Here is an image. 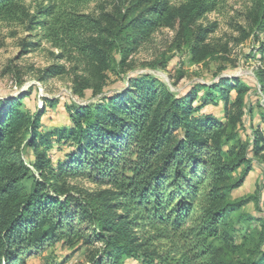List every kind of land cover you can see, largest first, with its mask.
Masks as SVG:
<instances>
[{
  "label": "trees",
  "instance_id": "trees-1",
  "mask_svg": "<svg viewBox=\"0 0 264 264\" xmlns=\"http://www.w3.org/2000/svg\"><path fill=\"white\" fill-rule=\"evenodd\" d=\"M16 1L24 0H0V13L10 15ZM217 2L183 0L172 9L163 0H137L126 14L118 10L119 20L110 23V28L101 27L86 15L72 14L62 22L66 17L52 2L37 11L38 18L32 21L29 30L33 27L43 30L44 36L61 51V58L72 51L92 63L93 72L102 74L112 51L117 49L127 57L152 32L169 27L174 19L178 20L180 31L189 36L190 28L214 11ZM142 6H145L143 17L131 18ZM260 10L264 18V0ZM90 30L91 37L85 36L87 40L77 34ZM211 32L206 29L194 33L193 56ZM62 71L57 66L45 74L51 77ZM145 83L146 80L132 83L128 91L137 88L140 96L122 107L115 108L122 95L119 90L84 107L72 111L65 108L72 124L66 134L76 143L84 142L76 157L67 155L68 162L54 163L46 160V153H38L39 142L44 140L42 145H47L49 138V134L37 132L44 108L16 110L32 89L7 111L0 110V264H17L23 254L37 253L51 240L53 243L64 240L73 247L85 236L91 245L104 246V254L95 258L93 264H123L143 246L137 243L142 236H147L146 247L157 241L174 245L157 255L161 264L197 263L210 255L214 258L216 250L209 241L216 240L219 229L227 227L228 216L241 206L230 201L232 192L241 186V180H234L231 173L241 166L249 168L246 158L249 144L238 146L237 152L221 151V139L224 136L233 139L226 132H234L240 123L247 88L243 85L224 88L222 83L199 85L176 97L165 87L150 91L144 87ZM199 89L206 92L202 108L214 102L215 91L221 95L228 91L230 98L233 94L232 101L224 106L225 125L205 117L200 106L193 109V105H199L195 101ZM192 112H197L200 120L190 117ZM201 120L205 127L199 123ZM177 128L183 130L182 140L175 139L173 131ZM56 134L65 135L63 131ZM104 136H108L106 140ZM254 136L252 147L258 152L261 137L257 131ZM21 146L34 151L36 159L30 167L42 172L41 180L23 162ZM64 176L84 177L107 185L114 190L111 200L115 201L93 209L80 205L69 195L60 201L58 197L65 195L61 187ZM27 183L29 189L24 187ZM75 209H80L77 217L71 216L77 212ZM111 210L118 213L113 215ZM262 226L264 232V218ZM139 232L142 234L136 238ZM151 232L154 233L149 235ZM175 255H179L178 260L171 258Z\"/></svg>",
  "mask_w": 264,
  "mask_h": 264
},
{
  "label": "rangeland",
  "instance_id": "rangeland-1",
  "mask_svg": "<svg viewBox=\"0 0 264 264\" xmlns=\"http://www.w3.org/2000/svg\"><path fill=\"white\" fill-rule=\"evenodd\" d=\"M136 1L24 0L13 3L14 10L10 15L0 13V110L7 111L32 89L28 98L19 100L21 102L16 110L26 112L44 108L37 132L49 134V138L47 145H42L44 140L39 142L38 153H46V160L54 163L55 160L68 162L70 157L67 155L76 157L84 142L76 143L66 134L72 127L66 107L72 111L119 90L122 95L115 108L122 107L124 103L135 102L139 98L137 88L128 90L132 83L140 80H146L144 87H149L150 91L157 92L160 87H165L176 97L188 94L199 85L210 87L222 83L224 88L243 85L247 88L243 115L235 131L226 132V135L232 134L234 140L231 136L221 139V151L224 153L231 150L237 152L238 146L249 144L246 150L249 168L241 166L231 173L234 180H241V186L232 192L230 201L241 203V206L228 216L227 227L219 229L216 240L209 241L216 250L214 258L210 255L200 262L191 261L189 264H253L264 261V92H261L264 89V18L261 17V0H256V3L252 0H218L215 10L205 14L190 28L189 36L180 31L178 20L174 19L169 27L152 32L127 57L120 55L117 49L112 51V58L102 74L93 72L92 63L72 51L61 58V51L55 42L44 36L43 30L35 27L29 30L32 21L38 18L37 11L52 2L63 14L62 17H66L62 22H66L70 15L78 14L90 17L101 27L108 25L110 28L119 20L118 10L120 14H126ZM163 1L172 9L183 2ZM144 9L145 6H142L131 18L143 17ZM206 29L212 32L204 38L198 53L193 56L194 33ZM79 32L80 38L87 40L86 37H91V30L88 33ZM57 66H61L63 71L47 77L45 71ZM205 93L203 89L197 90L195 101L199 105H193V109L202 108ZM229 93L221 95L215 91L214 102L202 108L204 116L210 117L214 123L225 125L224 106L233 98V94L230 98ZM52 101L57 103H49ZM190 117L200 120L197 112H192ZM199 123L206 126L202 120ZM56 131H63L65 135H54ZM254 131L261 137L258 152L252 147ZM173 132L176 140L183 139L182 128ZM107 137L104 136L103 140ZM21 151L23 162L31 169L32 175L41 180L42 172L30 167L36 159L34 151L22 146ZM29 185L24 184V187L29 189ZM61 187L65 195L58 197L60 201L69 195L90 209L109 206L115 201L111 200L114 193L111 187L93 183L84 177L71 179L64 176ZM52 194L49 195L53 197ZM73 211L77 212L71 216L77 217L80 209ZM111 211L113 215L118 213V210ZM141 234L139 232L136 238ZM146 239L147 236L140 238L137 243L143 246L123 264H161L157 255L174 246L167 241H157L146 247ZM103 249L102 244L91 245L86 236L73 247H69L64 240L56 243L51 240L37 253L23 254L17 264H93L95 258L104 254ZM171 258L178 260L179 255Z\"/></svg>",
  "mask_w": 264,
  "mask_h": 264
}]
</instances>
